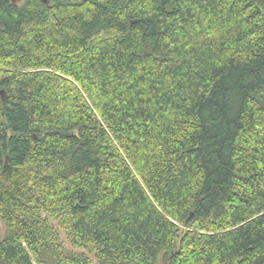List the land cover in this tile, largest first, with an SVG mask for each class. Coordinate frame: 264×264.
Here are the masks:
<instances>
[{"label": "trees", "instance_id": "obj_1", "mask_svg": "<svg viewBox=\"0 0 264 264\" xmlns=\"http://www.w3.org/2000/svg\"><path fill=\"white\" fill-rule=\"evenodd\" d=\"M0 220V264H264V0H0Z\"/></svg>", "mask_w": 264, "mask_h": 264}, {"label": "water", "instance_id": "obj_2", "mask_svg": "<svg viewBox=\"0 0 264 264\" xmlns=\"http://www.w3.org/2000/svg\"><path fill=\"white\" fill-rule=\"evenodd\" d=\"M2 94H4V92H2ZM194 214H191V217H193ZM174 252L173 251H167L164 253V255L162 256V263L161 264H170V260L173 256Z\"/></svg>", "mask_w": 264, "mask_h": 264}, {"label": "rangeland", "instance_id": "obj_3", "mask_svg": "<svg viewBox=\"0 0 264 264\" xmlns=\"http://www.w3.org/2000/svg\"><path fill=\"white\" fill-rule=\"evenodd\" d=\"M6 234V229L4 223L0 220V240L4 238Z\"/></svg>", "mask_w": 264, "mask_h": 264}]
</instances>
